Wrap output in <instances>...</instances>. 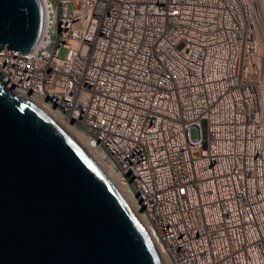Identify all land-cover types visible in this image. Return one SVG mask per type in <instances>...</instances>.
Masks as SVG:
<instances>
[{
  "label": "built area",
  "instance_id": "2783aa9c",
  "mask_svg": "<svg viewBox=\"0 0 264 264\" xmlns=\"http://www.w3.org/2000/svg\"><path fill=\"white\" fill-rule=\"evenodd\" d=\"M42 5L34 48L0 51L6 87L85 134L169 264H264V27L253 1Z\"/></svg>",
  "mask_w": 264,
  "mask_h": 264
},
{
  "label": "water",
  "instance_id": "95a60500",
  "mask_svg": "<svg viewBox=\"0 0 264 264\" xmlns=\"http://www.w3.org/2000/svg\"><path fill=\"white\" fill-rule=\"evenodd\" d=\"M42 0H0V51L28 54ZM0 71V264H163L143 221L90 152Z\"/></svg>",
  "mask_w": 264,
  "mask_h": 264
},
{
  "label": "bare ground",
  "instance_id": "6f19581e",
  "mask_svg": "<svg viewBox=\"0 0 264 264\" xmlns=\"http://www.w3.org/2000/svg\"><path fill=\"white\" fill-rule=\"evenodd\" d=\"M260 2H261V4H262V5H261V6H262L261 8H263V12H264V0H260ZM259 11H260V10H259ZM263 90H264V89H263ZM263 94H264V93L262 92V98H263V100H264ZM46 108H48V107H46ZM263 108H264V101H263ZM48 109H49V108H48ZM49 111H51V109H49ZM51 112H52V111H51ZM52 113H53V112H52ZM53 115H54V114H53ZM263 120H264V110H263ZM59 121H60V120H59ZM60 122H61V121H60ZM61 123H63V122H61ZM63 124H64V123H63ZM64 125L68 128V130L72 133L73 136H76V137H77V139H78V140L80 141V143L84 146V148H85L87 151H89V152H90V155H92L93 158L95 159V161L98 162L100 168H102V169L105 171V173L111 178L112 182H114V183L118 186L119 190H121V191L123 192V194L126 196L128 202H129V204L132 206L133 210L138 214V217H139V219L141 220V217H140L138 211L133 207V200H132V198H131L130 193L126 190V188H125L123 185H121V184L118 182L116 176L113 175V174L109 171V167H108V166L104 163V161L102 160L100 153H99L95 148H93L92 146H90V144L87 142V138H86L85 134H83V133L80 132V131H77L76 129H74L73 127H71V126L68 125V124H64ZM142 221H143V220H142ZM143 224H144V223H143ZM156 247H157V246H156ZM157 251L160 253V258L162 259L163 264H169L168 260L165 258V256H163V255L161 254V252H160V250H159L158 247H157Z\"/></svg>",
  "mask_w": 264,
  "mask_h": 264
},
{
  "label": "rangeland",
  "instance_id": "374dc122",
  "mask_svg": "<svg viewBox=\"0 0 264 264\" xmlns=\"http://www.w3.org/2000/svg\"><path fill=\"white\" fill-rule=\"evenodd\" d=\"M251 1H253V3L255 4V6L258 8V10H260L259 12H260V14H261V16H262L263 27H264V12H263V8H261V7H262V6H261V5H262L261 2H260V0H251ZM65 54H66V50H65L64 48H61V49L59 50V52H58V56H59L60 58H64ZM263 89H264V83H263L262 90H263ZM263 93H264V90H263ZM263 97H264V94H263ZM263 101H264V100H263ZM263 110H264V108H263ZM190 135H191V137H192L193 139H197V138H198V130H197L196 127L191 128Z\"/></svg>",
  "mask_w": 264,
  "mask_h": 264
}]
</instances>
